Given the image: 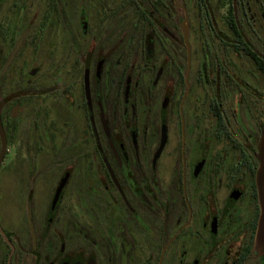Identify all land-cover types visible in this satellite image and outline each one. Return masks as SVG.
I'll list each match as a JSON object with an SVG mask.
<instances>
[{"label": "flooded vegetation", "instance_id": "flooded-vegetation-1", "mask_svg": "<svg viewBox=\"0 0 264 264\" xmlns=\"http://www.w3.org/2000/svg\"><path fill=\"white\" fill-rule=\"evenodd\" d=\"M264 0H0V264H264Z\"/></svg>", "mask_w": 264, "mask_h": 264}, {"label": "water", "instance_id": "water-1", "mask_svg": "<svg viewBox=\"0 0 264 264\" xmlns=\"http://www.w3.org/2000/svg\"><path fill=\"white\" fill-rule=\"evenodd\" d=\"M260 168L257 173V188L259 195V203L261 207V215L259 218L257 234H256V251L262 254V238L264 236V135L259 143V157Z\"/></svg>", "mask_w": 264, "mask_h": 264}]
</instances>
